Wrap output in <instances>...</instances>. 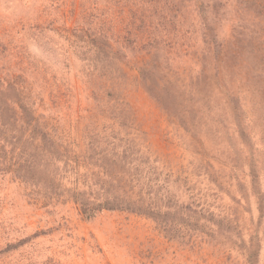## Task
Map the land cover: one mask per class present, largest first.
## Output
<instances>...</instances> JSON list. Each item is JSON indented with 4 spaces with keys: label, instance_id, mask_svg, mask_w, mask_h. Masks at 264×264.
I'll use <instances>...</instances> for the list:
<instances>
[{
    "label": "rangeland",
    "instance_id": "374dc122",
    "mask_svg": "<svg viewBox=\"0 0 264 264\" xmlns=\"http://www.w3.org/2000/svg\"><path fill=\"white\" fill-rule=\"evenodd\" d=\"M0 91V264H264V0H0Z\"/></svg>",
    "mask_w": 264,
    "mask_h": 264
},
{
    "label": "trees",
    "instance_id": "16d2710c",
    "mask_svg": "<svg viewBox=\"0 0 264 264\" xmlns=\"http://www.w3.org/2000/svg\"><path fill=\"white\" fill-rule=\"evenodd\" d=\"M142 23L140 24V26L144 27V22L141 21ZM136 29V28H135ZM80 35V34H79ZM131 38H126V43L129 44L131 43ZM92 44L96 45L97 48L100 49V54L99 57L101 56L102 59H105V55H107V48H113V45L111 44L110 40L108 38H106L105 36H101V37H97V35L92 39ZM115 49V47H114ZM113 49V50H114ZM147 77L149 79H152V76L149 75V73H146ZM146 81V77L144 76V82ZM170 84V83H168ZM152 88L151 86H148V90H149V94L152 95L154 98L159 99L160 101H162V103H164V105L168 108H172L173 102H170V95L167 94V92H165L167 94V102L166 100H163L165 97L163 96V94L161 93L160 89H159V83L156 80V82H153ZM8 86L17 91L16 88H14L13 84H8ZM165 90V89H164ZM1 92V91H0ZM161 97V98H160ZM172 98V97H171ZM2 116V115H1ZM12 121L14 123H16V119H12ZM2 138V134L0 135V140ZM4 139V138H2ZM120 207L119 204H117L116 202H113L112 200L110 201L109 198H107L104 202L101 203H90V202H86L84 200L81 201V208H82V213L85 216L86 219H91L92 217H94L98 211L104 210V209H114V208H118ZM16 243L14 242H9L8 244H6L5 246L1 247V250L3 251H7L6 249L11 247H16Z\"/></svg>",
    "mask_w": 264,
    "mask_h": 264
}]
</instances>
